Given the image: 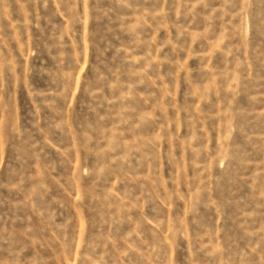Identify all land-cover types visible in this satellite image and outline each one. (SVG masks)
Masks as SVG:
<instances>
[{
    "label": "rangeland",
    "instance_id": "obj_1",
    "mask_svg": "<svg viewBox=\"0 0 264 264\" xmlns=\"http://www.w3.org/2000/svg\"><path fill=\"white\" fill-rule=\"evenodd\" d=\"M0 264H264V0H0Z\"/></svg>",
    "mask_w": 264,
    "mask_h": 264
}]
</instances>
